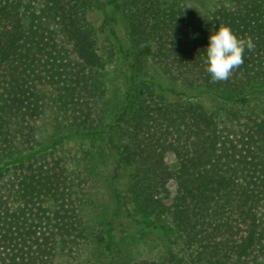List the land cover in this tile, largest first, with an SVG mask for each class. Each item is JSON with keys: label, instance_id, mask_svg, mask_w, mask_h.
Masks as SVG:
<instances>
[{"label": "trees", "instance_id": "16d2710c", "mask_svg": "<svg viewBox=\"0 0 264 264\" xmlns=\"http://www.w3.org/2000/svg\"><path fill=\"white\" fill-rule=\"evenodd\" d=\"M0 264H264V0H0Z\"/></svg>", "mask_w": 264, "mask_h": 264}, {"label": "clouds", "instance_id": "9594fccd", "mask_svg": "<svg viewBox=\"0 0 264 264\" xmlns=\"http://www.w3.org/2000/svg\"><path fill=\"white\" fill-rule=\"evenodd\" d=\"M255 44L251 37H238L230 26L219 24L209 37L206 48V71L212 82L227 81L244 63L245 50L252 51Z\"/></svg>", "mask_w": 264, "mask_h": 264}, {"label": "rangeland", "instance_id": "374dc122", "mask_svg": "<svg viewBox=\"0 0 264 264\" xmlns=\"http://www.w3.org/2000/svg\"><path fill=\"white\" fill-rule=\"evenodd\" d=\"M115 87H113L111 84H109V96H113V92H115L113 89ZM166 163L173 168L174 167V158L172 155H167L166 156ZM96 187V191L99 194V197L101 198V200L103 202H107L108 200V196H109V188L106 187V185L104 184H100L97 183L95 184ZM171 189H173V185L170 184ZM165 240V239H164ZM162 242L159 245H155V244H151V243H143L141 241H139V243H133V250H134V257H138V258H153L156 259L159 257V254L161 252H163L164 250V245Z\"/></svg>", "mask_w": 264, "mask_h": 264}]
</instances>
